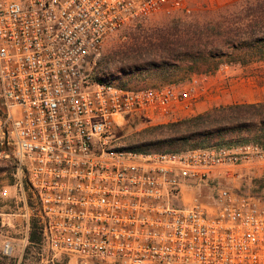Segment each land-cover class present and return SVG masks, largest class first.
I'll list each match as a JSON object with an SVG mask.
<instances>
[{
    "label": "built area",
    "instance_id": "obj_1",
    "mask_svg": "<svg viewBox=\"0 0 264 264\" xmlns=\"http://www.w3.org/2000/svg\"><path fill=\"white\" fill-rule=\"evenodd\" d=\"M189 13L183 0H0L1 139L32 193L25 216L40 219L51 264H264V145H114L119 119H184L210 77L122 87L94 69L104 43L138 22ZM245 179L260 191L245 190Z\"/></svg>",
    "mask_w": 264,
    "mask_h": 264
},
{
    "label": "rangeland",
    "instance_id": "obj_2",
    "mask_svg": "<svg viewBox=\"0 0 264 264\" xmlns=\"http://www.w3.org/2000/svg\"><path fill=\"white\" fill-rule=\"evenodd\" d=\"M183 1L190 10L189 14L153 17L138 22L107 40L100 56L95 61L94 69L115 78L119 84L127 83L130 88L169 84L185 86L193 77L201 73L208 75L211 77L210 93L186 111L185 118L221 106L264 102V51H259L258 48L234 49V45H225L216 53L219 62L216 69L207 61H198L195 64L189 56L182 54L166 57V53L159 49L153 56L146 55L144 51L150 48L155 50L160 43H171L177 38L184 39L182 29L176 30V26L181 27L197 21L202 29H207L205 34L213 33V35L217 34L216 31H227L236 25L244 26L247 22L246 7L250 4H258L256 0ZM235 22L236 25H234ZM259 36L261 35L254 37L253 41H255L251 45L256 47V40L260 38ZM205 52L207 53L208 50ZM151 61L171 64L174 68L164 79L153 73L141 75L135 73L130 76L125 73V71L134 70V66H143ZM204 71L206 74L203 73ZM3 121L4 115L0 108V260L3 264H51L50 254L43 245L39 248H31L24 257L29 245L27 236L31 219L30 217L27 220L25 216L26 207L32 206L34 200L25 182L22 181L20 184V176L18 177L14 171V160L9 153L7 154V147L1 139ZM161 122L168 123L169 120L150 122L136 117L119 119L113 133L114 145L117 148H132L138 144L136 140L139 137L145 135L147 130L162 125L159 124ZM159 148L167 149L164 146ZM238 183L245 186V190L253 193L261 189L259 181L245 179ZM223 184L221 180H213L208 185ZM209 191V187L201 191L205 196L204 200H207ZM197 192V190H184L187 197ZM6 242L12 246V252L8 255L3 252ZM58 261H61V258ZM67 264L74 263L67 260Z\"/></svg>",
    "mask_w": 264,
    "mask_h": 264
},
{
    "label": "trees",
    "instance_id": "obj_3",
    "mask_svg": "<svg viewBox=\"0 0 264 264\" xmlns=\"http://www.w3.org/2000/svg\"><path fill=\"white\" fill-rule=\"evenodd\" d=\"M255 2L258 4H250L246 7L245 19L247 22L244 26H238L235 22L236 27H231L223 32L216 31L217 34L213 35V33L205 34L207 29H202L200 24L194 21L181 27L176 26V30L182 29L184 39L177 38L171 43H160L155 50L150 48L144 52L148 56H153L159 49L166 53V57L182 54L189 56L195 64L198 61H207L214 65V69L219 65L216 53L225 45H234V49L258 48L259 51L263 52L264 0H256ZM256 35L261 36L256 40L257 45L255 47L251 44L255 41L253 39ZM205 50L208 52L206 53ZM173 68L171 64L151 61L143 66H134L135 71L131 69L125 73L129 76L135 73L140 75L153 73V75L164 79ZM203 73L206 74L205 71ZM139 77L142 78V76ZM120 85L128 87L125 82ZM136 142L138 144L132 148L124 149L121 147L119 149L140 153H172L245 144L264 145V102L221 106L177 122L155 126L147 130L145 135L139 137ZM160 146L167 149L163 150L159 148ZM7 150V154H10V148ZM14 168L16 171L15 163ZM27 241L29 245L25 250L24 257L31 248H39L42 245V226L40 219L35 215L30 219ZM0 264H3L1 260ZM56 264H67V260H57Z\"/></svg>",
    "mask_w": 264,
    "mask_h": 264
},
{
    "label": "crops",
    "instance_id": "obj_4",
    "mask_svg": "<svg viewBox=\"0 0 264 264\" xmlns=\"http://www.w3.org/2000/svg\"><path fill=\"white\" fill-rule=\"evenodd\" d=\"M210 78H211V77H210ZM210 82H211V79H210ZM209 98H210V97H209ZM209 98H208V99H209Z\"/></svg>",
    "mask_w": 264,
    "mask_h": 264
}]
</instances>
